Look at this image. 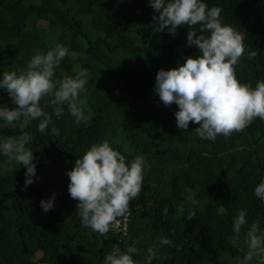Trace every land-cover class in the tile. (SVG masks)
Returning <instances> with one entry per match:
<instances>
[{"label":"trees","instance_id":"trees-1","mask_svg":"<svg viewBox=\"0 0 264 264\" xmlns=\"http://www.w3.org/2000/svg\"><path fill=\"white\" fill-rule=\"evenodd\" d=\"M205 2L221 7L223 23L245 34L246 50L257 51L255 59L241 57L236 66L237 79L255 87L264 80V0ZM153 16L158 13L149 0H0V76L19 74L33 55L61 44L68 55L54 79L88 70L80 99L90 120L78 125L66 105L55 116L47 96L40 103L52 125L44 133L37 131L38 121L23 130L0 128V138L22 131L32 136L37 166L34 182L23 190L26 168L9 166L0 155V169H6L0 172V264H103L115 246L121 252L135 247L136 264H237L247 251L251 225L264 231V203L255 196L264 179V120L256 118L243 131L215 141L199 138V125L191 121L186 131L177 128L178 106L160 101L155 77L199 50L187 45L189 26H179L174 35L157 32ZM0 106L14 107L3 89ZM52 126L60 135L52 134ZM104 140L127 161L141 155L150 167L139 197L116 219L126 218L125 232L114 222L102 236L82 225L66 173ZM185 189L195 191L196 203ZM53 193L54 210L45 214L40 201ZM242 209L247 223L236 235L233 218ZM189 212L195 213L191 219ZM161 237L172 243L160 245Z\"/></svg>","mask_w":264,"mask_h":264},{"label":"clouds","instance_id":"clouds-1","mask_svg":"<svg viewBox=\"0 0 264 264\" xmlns=\"http://www.w3.org/2000/svg\"><path fill=\"white\" fill-rule=\"evenodd\" d=\"M150 6L158 13L153 16L155 31L174 35L181 25L190 27L187 45L195 46L199 55L186 58L185 62L171 70H159L155 77L154 92L165 106L175 104L176 126L187 130L189 122L199 125L196 135L208 141H215L218 135L229 137L233 132H241L254 119L264 120V80L256 86L241 83L236 77V66L241 57L253 60L258 53L246 50L245 34L233 26L223 23L222 8H209L205 0H149ZM199 25L197 30L196 26ZM204 33H208L205 35ZM68 49L57 44L46 53L33 55L26 70L3 72L0 89L7 92L14 107L0 106V128L13 127L23 130L38 121L37 131L44 133L52 125V115L41 107V100L50 96L53 113L60 117L67 106L68 113L79 125L90 123L85 115L81 93H86L89 80L87 69H81L75 76L65 75L55 80ZM54 135L60 130L51 127ZM32 136L22 131L19 136L0 138V155L7 158L9 166L26 168L24 189L36 177V164L29 144ZM150 165L144 157L137 155L127 161L125 155L115 150L107 140L90 146L81 158L75 160L74 168L66 173L70 179L68 192L78 201L77 210L84 227L105 235L116 222L129 211L131 200L138 198L143 186L144 174ZM6 169H0V172ZM187 199L195 200V191L185 189ZM255 196L264 203V179L255 187ZM56 194L40 201L43 213L54 210ZM183 213L184 209L181 207ZM223 214L224 206L218 209ZM195 215L189 212L187 219ZM247 211L240 210L233 218V232L239 235L247 223ZM167 237L159 239L160 245H169ZM247 251L237 257V264H250L255 258L257 264H264V231L258 223H253L245 234ZM135 247L129 246L121 252L115 246L105 254L103 264H136L133 256ZM149 253L154 254L150 248Z\"/></svg>","mask_w":264,"mask_h":264},{"label":"built area","instance_id":"built-area-1","mask_svg":"<svg viewBox=\"0 0 264 264\" xmlns=\"http://www.w3.org/2000/svg\"><path fill=\"white\" fill-rule=\"evenodd\" d=\"M120 225H122V227H123V231L125 232V230H126V218L122 221V222H119V221H116L115 222V226H120Z\"/></svg>","mask_w":264,"mask_h":264}]
</instances>
